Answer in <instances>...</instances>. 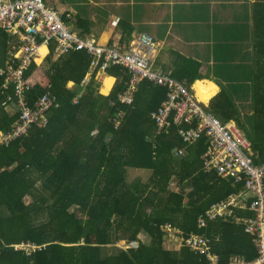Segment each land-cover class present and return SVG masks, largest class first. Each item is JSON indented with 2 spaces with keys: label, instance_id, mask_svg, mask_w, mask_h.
Instances as JSON below:
<instances>
[{
  "label": "trees",
  "instance_id": "16d2710c",
  "mask_svg": "<svg viewBox=\"0 0 264 264\" xmlns=\"http://www.w3.org/2000/svg\"><path fill=\"white\" fill-rule=\"evenodd\" d=\"M260 1L253 8L252 113L242 115L225 89L208 107L225 124L235 121L243 129L256 166L264 162V0ZM8 38L0 30V42L6 45ZM46 60L45 71L32 63L25 73L26 101L33 108L43 96H55L59 108L48 113L46 127L33 125L27 134L0 147V264H211L205 254L187 246L168 248L167 224L184 236L209 238L218 264H230L234 258L256 262L254 237L234 217H249L251 211L237 207L233 216L206 219L199 226V218L212 204L244 185L208 171L205 136L183 142L175 125L156 133L151 117L164 105L167 89L145 81L128 106L119 101L130 81L122 67H106L104 73L116 82L103 96L97 72L81 89L92 61L87 51L58 58L51 54ZM172 77L189 91L195 81L203 80L199 64L192 60L186 61L182 74ZM2 83L0 78V90ZM68 83L75 88L68 89ZM4 101L1 96L0 131L7 132L20 114ZM131 170L147 171L152 177L130 181ZM132 241L138 246H117ZM27 243L39 248L30 254L15 248ZM110 246L114 251L105 253Z\"/></svg>",
  "mask_w": 264,
  "mask_h": 264
},
{
  "label": "built area",
  "instance_id": "2783aa9c",
  "mask_svg": "<svg viewBox=\"0 0 264 264\" xmlns=\"http://www.w3.org/2000/svg\"><path fill=\"white\" fill-rule=\"evenodd\" d=\"M0 29L17 39L5 67L0 69L3 80L0 97H5L3 104L16 108L20 114L10 131H0V147L24 136L33 125L46 127L48 113L59 107L57 98L49 95L40 98L33 108L26 101L28 86L25 73L37 60L42 45L52 46L56 55L85 50L92 55V61L81 86H85L95 72H104L106 67L112 65L120 66L130 74L127 89L119 96V101L124 105H132L138 87L145 81L168 89L164 105L152 114L159 132H168L170 126L175 125L186 143H193L205 136L207 148L203 158L208 171L244 185L240 192L212 204L205 217L199 218V226H204L206 219L233 216L237 207L251 211L249 217H234L238 222L242 221L246 231L254 237L259 257L252 264H264V162L258 166L254 164L250 140L239 130L204 108L191 91L178 81L153 71L152 59L156 51L153 37L140 34L125 49L99 45L94 38H82L72 32L60 13L45 5L44 0H0ZM164 230L174 236L180 245L205 254L211 264H218L209 238L193 233L184 236L180 230L168 224L164 225ZM136 246L138 242L132 241L121 247ZM15 248L30 254L39 247L27 243ZM230 264L245 263L234 258Z\"/></svg>",
  "mask_w": 264,
  "mask_h": 264
},
{
  "label": "crops",
  "instance_id": "0c3cea01",
  "mask_svg": "<svg viewBox=\"0 0 264 264\" xmlns=\"http://www.w3.org/2000/svg\"><path fill=\"white\" fill-rule=\"evenodd\" d=\"M45 1L48 6L59 11L64 19L69 16L72 32L82 38H94L99 45L125 49L128 43L138 35H150L156 42V51L152 59L153 71L174 79L172 77L174 74H182L185 71L186 61H195L200 66V74L203 80L195 81L190 91L204 108L208 110L210 102L221 90L225 89L235 99L242 115L246 116L252 113L250 108L254 71L253 8L254 4L262 1ZM5 33L9 38L6 45L0 42V69L5 67L10 58V52L14 51V47L17 45V39L7 32ZM213 36L214 39H212ZM42 48L45 50L43 55L41 53ZM51 54L54 58L61 56L53 52L52 46L42 45L37 60L34 62L37 63L41 72L47 69V67L46 69L43 67L47 65L46 59ZM95 79L100 84V94L103 90L104 93L101 95L108 96L116 79L107 76L104 72H97ZM107 81H110L109 86L105 84ZM201 83H204V91L212 94L205 102L198 99L197 86ZM87 84L81 86V89H84ZM140 86L134 95V99ZM67 88L73 90L75 88L74 83H68ZM7 112L12 114L14 110L8 108ZM227 124L245 134L243 129H238L235 121ZM156 133H160L158 127H156ZM174 151L179 150L174 149ZM142 236L144 239L147 238L146 235L140 234V237ZM166 245L171 249H177L180 246L174 236L169 234H167Z\"/></svg>",
  "mask_w": 264,
  "mask_h": 264
},
{
  "label": "rangeland",
  "instance_id": "374dc122",
  "mask_svg": "<svg viewBox=\"0 0 264 264\" xmlns=\"http://www.w3.org/2000/svg\"><path fill=\"white\" fill-rule=\"evenodd\" d=\"M44 4L45 5H48V3L44 0ZM59 12V11H58ZM61 15V14H60ZM63 18V17H62ZM64 22L69 26L70 28V23H69V19H64ZM212 39H214V36L212 37ZM47 65H45V67H43V69H46ZM103 90H101V94H103ZM10 111V110H9ZM246 130L248 129L250 131L251 127L249 125H246ZM136 177H141L143 180H147L149 177H152V173L150 172H147V171H135V170H131L130 172H128V179H130V181H132L134 178ZM174 187V184L172 185V188ZM142 238H144L142 236ZM175 245V244H174ZM117 246H120V245H117ZM173 246V245H171ZM113 247L110 246V247H107L105 249V253L107 254H111L113 252Z\"/></svg>",
  "mask_w": 264,
  "mask_h": 264
},
{
  "label": "bare ground",
  "instance_id": "6f19581e",
  "mask_svg": "<svg viewBox=\"0 0 264 264\" xmlns=\"http://www.w3.org/2000/svg\"><path fill=\"white\" fill-rule=\"evenodd\" d=\"M41 53L42 55L45 53V50L42 48L41 50ZM204 83H201V84H198L197 86V92H198V99L201 101V102H205L206 100L209 99L210 96H212V94L210 93H207L206 91H204V86H203ZM211 93H213L211 91ZM208 102V101H207Z\"/></svg>",
  "mask_w": 264,
  "mask_h": 264
}]
</instances>
